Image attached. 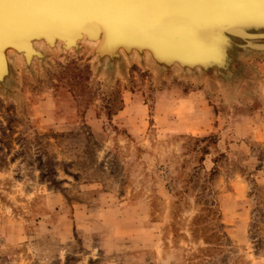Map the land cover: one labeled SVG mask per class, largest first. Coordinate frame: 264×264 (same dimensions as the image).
<instances>
[{"label": "rangeland", "instance_id": "rangeland-1", "mask_svg": "<svg viewBox=\"0 0 264 264\" xmlns=\"http://www.w3.org/2000/svg\"><path fill=\"white\" fill-rule=\"evenodd\" d=\"M261 27L220 69L103 72L87 49L15 69L0 264H264Z\"/></svg>", "mask_w": 264, "mask_h": 264}, {"label": "bare ground", "instance_id": "bare-ground-1", "mask_svg": "<svg viewBox=\"0 0 264 264\" xmlns=\"http://www.w3.org/2000/svg\"><path fill=\"white\" fill-rule=\"evenodd\" d=\"M261 26L264 0H0V91L16 86L17 68L34 75L86 49L103 72L135 61L220 69L226 41Z\"/></svg>", "mask_w": 264, "mask_h": 264}, {"label": "water", "instance_id": "water-1", "mask_svg": "<svg viewBox=\"0 0 264 264\" xmlns=\"http://www.w3.org/2000/svg\"><path fill=\"white\" fill-rule=\"evenodd\" d=\"M233 37L238 38V39H248L249 35H246V34L245 35L235 34ZM250 47H252V45ZM168 68L171 69L172 67H166L165 69H168ZM197 70H199V69H197ZM200 71H203V69L201 68Z\"/></svg>", "mask_w": 264, "mask_h": 264}]
</instances>
